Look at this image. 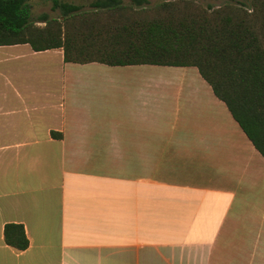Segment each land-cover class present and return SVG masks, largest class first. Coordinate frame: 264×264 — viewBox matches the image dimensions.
I'll list each match as a JSON object with an SVG mask.
<instances>
[{
	"label": "crops",
	"instance_id": "1",
	"mask_svg": "<svg viewBox=\"0 0 264 264\" xmlns=\"http://www.w3.org/2000/svg\"><path fill=\"white\" fill-rule=\"evenodd\" d=\"M0 264H264V157L195 66L0 45Z\"/></svg>",
	"mask_w": 264,
	"mask_h": 264
},
{
	"label": "trees",
	"instance_id": "2",
	"mask_svg": "<svg viewBox=\"0 0 264 264\" xmlns=\"http://www.w3.org/2000/svg\"><path fill=\"white\" fill-rule=\"evenodd\" d=\"M53 9L33 17L31 0H0V45L62 48L75 63L195 66L264 157V0H53ZM3 235L17 250L29 244L21 223Z\"/></svg>",
	"mask_w": 264,
	"mask_h": 264
},
{
	"label": "rangeland",
	"instance_id": "3",
	"mask_svg": "<svg viewBox=\"0 0 264 264\" xmlns=\"http://www.w3.org/2000/svg\"><path fill=\"white\" fill-rule=\"evenodd\" d=\"M65 2H74V3H85L87 0H62ZM152 2L161 1V0H151ZM198 3L202 4H211L213 6H216L218 4H223L225 1H232V0H195ZM32 5V15L33 17H37L41 15L42 13H47L50 17L58 16L59 10L53 9V0H31ZM39 25H43V23H38ZM89 76V75H87ZM90 76H98V75H90ZM118 77H134V76H140L133 73H119V75H116Z\"/></svg>",
	"mask_w": 264,
	"mask_h": 264
}]
</instances>
